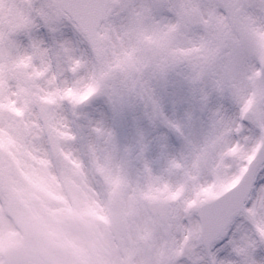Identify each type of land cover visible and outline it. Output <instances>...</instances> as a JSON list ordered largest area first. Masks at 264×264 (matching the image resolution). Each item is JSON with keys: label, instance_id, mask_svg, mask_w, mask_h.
<instances>
[{"label": "snow or ice", "instance_id": "snow-or-ice-1", "mask_svg": "<svg viewBox=\"0 0 264 264\" xmlns=\"http://www.w3.org/2000/svg\"><path fill=\"white\" fill-rule=\"evenodd\" d=\"M248 21L264 24V0H0V130L21 122L10 107L52 137L43 102L86 97L115 152L207 177L198 195L232 185L194 214L200 264H264V98L226 88L234 58L264 77L229 46Z\"/></svg>", "mask_w": 264, "mask_h": 264}, {"label": "rangeland", "instance_id": "rangeland-1", "mask_svg": "<svg viewBox=\"0 0 264 264\" xmlns=\"http://www.w3.org/2000/svg\"><path fill=\"white\" fill-rule=\"evenodd\" d=\"M262 37L264 24L248 21L229 46L250 47L264 65ZM230 64L226 88L246 101L264 98V77L250 68L239 70L238 59ZM77 99H69L64 109L48 100L55 153L34 121L25 122L14 109H5L21 122L0 130V264L12 244L56 264H200L209 253L198 240L194 208L224 188L198 195L207 177L197 179L164 162L146 166L134 153L115 152L101 117L91 113L86 97ZM109 124L121 139L129 135ZM156 134L168 135L178 152L179 142L167 129L158 128ZM116 195L129 220V233L120 241L108 228ZM152 201L167 203L163 219L158 212L148 213ZM235 251L243 255L244 248Z\"/></svg>", "mask_w": 264, "mask_h": 264}, {"label": "water", "instance_id": "water-1", "mask_svg": "<svg viewBox=\"0 0 264 264\" xmlns=\"http://www.w3.org/2000/svg\"><path fill=\"white\" fill-rule=\"evenodd\" d=\"M42 107L47 108L44 103L42 104ZM45 134L49 142L52 143L53 138L49 137L46 130H45ZM113 205H114L113 207H114L115 213L110 222V229L115 237L120 238V236L125 235L127 232L126 216L124 215L122 211L121 203L117 199L114 200ZM200 238L204 246L207 248L208 243L202 234V230H201ZM5 264H32V262L30 261L28 255L25 253V251L21 247H16L10 250V252L8 253V257L5 260Z\"/></svg>", "mask_w": 264, "mask_h": 264}]
</instances>
